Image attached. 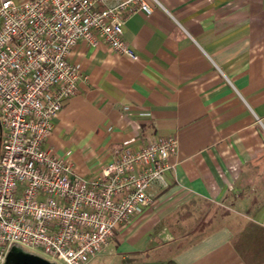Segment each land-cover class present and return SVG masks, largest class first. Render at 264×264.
I'll use <instances>...</instances> for the list:
<instances>
[{
  "label": "crops",
  "instance_id": "0c3cea01",
  "mask_svg": "<svg viewBox=\"0 0 264 264\" xmlns=\"http://www.w3.org/2000/svg\"><path fill=\"white\" fill-rule=\"evenodd\" d=\"M148 1L124 25L137 59L75 46L83 77L45 143L91 177L127 138L178 139L154 203L90 264H264V0Z\"/></svg>",
  "mask_w": 264,
  "mask_h": 264
},
{
  "label": "built area",
  "instance_id": "2783aa9c",
  "mask_svg": "<svg viewBox=\"0 0 264 264\" xmlns=\"http://www.w3.org/2000/svg\"><path fill=\"white\" fill-rule=\"evenodd\" d=\"M0 0V264L17 244L64 264H90L118 227L154 203L177 150L174 135L127 138L91 177L46 146L83 77L70 55L80 41L105 42L137 59L124 38L128 17L148 0ZM161 5L159 0H154Z\"/></svg>",
  "mask_w": 264,
  "mask_h": 264
},
{
  "label": "water",
  "instance_id": "95a60500",
  "mask_svg": "<svg viewBox=\"0 0 264 264\" xmlns=\"http://www.w3.org/2000/svg\"><path fill=\"white\" fill-rule=\"evenodd\" d=\"M16 247L8 253L6 262L4 264H54L42 257L31 253L19 252Z\"/></svg>",
  "mask_w": 264,
  "mask_h": 264
},
{
  "label": "rangeland",
  "instance_id": "374dc122",
  "mask_svg": "<svg viewBox=\"0 0 264 264\" xmlns=\"http://www.w3.org/2000/svg\"><path fill=\"white\" fill-rule=\"evenodd\" d=\"M15 247H16L15 249H17L19 252L31 253V254L37 255V256L42 257V258H44V259H46V260H48L54 264H64L63 261L56 258L55 256L44 253V251L39 247L31 248V247H27V246L22 245V244H17Z\"/></svg>",
  "mask_w": 264,
  "mask_h": 264
},
{
  "label": "trees",
  "instance_id": "16d2710c",
  "mask_svg": "<svg viewBox=\"0 0 264 264\" xmlns=\"http://www.w3.org/2000/svg\"><path fill=\"white\" fill-rule=\"evenodd\" d=\"M167 264H173V263H171V262H168Z\"/></svg>",
  "mask_w": 264,
  "mask_h": 264
},
{
  "label": "flooded vegetation",
  "instance_id": "af4514ba",
  "mask_svg": "<svg viewBox=\"0 0 264 264\" xmlns=\"http://www.w3.org/2000/svg\"><path fill=\"white\" fill-rule=\"evenodd\" d=\"M13 264H16V263H13Z\"/></svg>",
  "mask_w": 264,
  "mask_h": 264
}]
</instances>
